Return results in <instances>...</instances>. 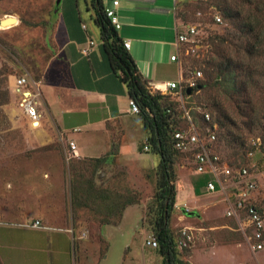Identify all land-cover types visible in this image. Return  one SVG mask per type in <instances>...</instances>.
I'll return each mask as SVG.
<instances>
[{
	"label": "rangeland",
	"instance_id": "1",
	"mask_svg": "<svg viewBox=\"0 0 264 264\" xmlns=\"http://www.w3.org/2000/svg\"><path fill=\"white\" fill-rule=\"evenodd\" d=\"M56 6V0H0V20L11 15L18 21L16 24L0 25V238L6 237L11 241L31 238V231L3 225L11 223L20 226L30 219L39 220L48 227L67 218L76 222L75 227H86L92 221L115 223L123 207L133 204L137 207L128 211L130 220L127 225L138 222L137 212L142 217L132 238V250L124 264H158V248L146 244L147 238H155L154 219L159 207L156 196L159 188V155L148 140L149 128H144L143 138L135 145L134 139L128 136L126 148L124 145L121 153L117 149L112 150L114 156L105 157L103 163L106 164L98 173L96 160L75 157L67 141L55 138L49 144H38L37 137L42 125L32 127L29 124L10 91L15 76L25 74L29 79H36L54 55L60 41ZM236 7L242 14L251 12L259 17L264 53V0H179L176 5L177 16L198 29L191 43L193 51L190 44L181 46L182 67L186 73L198 69L202 72V80L207 82V76L199 63L208 49L206 39L210 34L223 35L228 30L233 31L226 22L229 21L226 14L229 12L232 15ZM214 14L221 18L220 22L214 20ZM5 26L9 27L3 28ZM186 50L188 53H185ZM262 90L247 93L251 100L249 104L240 102L242 98H235L231 102L228 97L219 94L218 100L236 120L237 127L229 126V135L217 126L216 142L211 150L234 167L254 164L250 175L258 187L251 195V202L264 211L263 157L259 153L250 159L245 156L255 138L259 137L264 145V88ZM212 93L215 92L201 85L189 98L193 124L202 135L204 123L201 112L207 111L213 121L217 117ZM236 101L238 104L235 106ZM247 106L255 110L251 117L244 116L248 113ZM178 113L176 111L174 116ZM138 117L141 120V116ZM173 125L184 127L186 122L180 118ZM133 133L134 129L131 132L134 136ZM146 143L152 148L148 152L142 148ZM167 150L171 157L170 183L174 187L175 198L177 188L178 198L190 202L184 209L192 212L186 215L180 209L181 206H175L174 199L168 216L169 230L175 244L182 228L186 227L191 235L189 246L181 250L176 248L180 264H188L184 259L193 251L195 254L196 251L221 246L231 250L232 254L218 256L205 253L202 257L199 254L193 258L194 262L264 264V246L257 252L249 248L242 230L243 215L239 219L225 215L228 207L226 199L233 197L232 180L220 176L221 190L210 194L201 192L192 201L189 186L203 189L208 177L193 172L189 153L170 148ZM119 245L117 240L115 245L109 247L106 264H114ZM136 245L137 250L134 249ZM2 251L15 253L18 264H28L23 258L38 254L28 246L13 249L5 247Z\"/></svg>",
	"mask_w": 264,
	"mask_h": 264
},
{
	"label": "crops",
	"instance_id": "2",
	"mask_svg": "<svg viewBox=\"0 0 264 264\" xmlns=\"http://www.w3.org/2000/svg\"><path fill=\"white\" fill-rule=\"evenodd\" d=\"M178 1L118 0L116 14L120 28L116 30V36L129 41L126 50L147 85L176 81L182 71L181 46L185 44L177 42V35L185 30L188 23L176 14ZM56 4L60 41L46 67L34 79L38 81L39 88L36 97L40 114L38 126L42 125L38 144H49L55 138L72 142L75 146L73 155L96 160L99 173L106 164L103 163L105 157L114 156V149L121 153L128 136L134 139V145L143 138L144 124L138 117L139 113L129 111L130 97L126 84L121 80L120 71L112 67L89 0H58ZM102 4L110 6L111 0H102ZM89 40L93 41L90 47ZM85 47H89L88 54L80 52ZM173 54H178L177 61L170 60ZM133 129L134 136L131 134ZM144 145H148V151L152 149L149 143ZM100 158L103 160L99 162L97 159ZM189 189L192 201L201 192L210 194L205 190V184L203 189H194L191 185ZM175 199V206H181L182 210L183 206L190 205L185 198H178L177 188ZM133 207L137 205H126L115 223L92 221L86 227H75L76 222L71 218L51 227L41 222L45 228L31 227L29 224L35 219L20 226L3 223L7 227L31 231L32 236L21 241L0 238V264H18L15 253L2 249L19 246H28L38 252L36 256L23 258L28 264H106L108 249L117 240L120 245L116 248L114 264H124L142 217L137 212L138 222L127 225L130 220L128 211ZM134 249L137 250L138 245ZM205 253L218 256L232 254L225 246L209 247L196 251L197 256L193 251L184 260L188 264H196L193 258ZM160 262L158 254V264Z\"/></svg>",
	"mask_w": 264,
	"mask_h": 264
},
{
	"label": "trees",
	"instance_id": "3",
	"mask_svg": "<svg viewBox=\"0 0 264 264\" xmlns=\"http://www.w3.org/2000/svg\"><path fill=\"white\" fill-rule=\"evenodd\" d=\"M89 4L93 9L94 21L99 26L103 45L112 67L120 71L128 96L139 107L144 128L150 130L148 140L153 150L159 155V188L156 193L159 207L154 219V235L157 241L156 248L161 256L160 264H180L177 247L168 225L175 190L170 183L171 157L167 150L170 148L176 151L172 147L171 132L175 127L173 122L180 118L178 115L174 116L175 104L168 99L169 96L151 92L147 87V82L137 73L134 60L123 47L122 40L116 36V29L105 16L102 0H89ZM235 9L232 15L229 12L226 14L229 17V21L226 22L233 31L228 30L223 35L210 34L206 39L207 52L199 61L207 79L210 80V82L201 80L200 84L209 91L215 92L212 93V101L217 117L213 122L229 135L231 134L229 126L236 128L237 124L218 100L219 94L225 95L231 102L235 98L239 100L242 98L240 102L249 104L251 100L247 93L263 91L264 88V53L260 19L254 13L244 12L242 14L237 7ZM234 104L236 106L238 101ZM247 108L248 113L244 116L251 117L255 110L252 106H247ZM216 131L217 127L215 133ZM97 160L100 162L103 159Z\"/></svg>",
	"mask_w": 264,
	"mask_h": 264
},
{
	"label": "built area",
	"instance_id": "4",
	"mask_svg": "<svg viewBox=\"0 0 264 264\" xmlns=\"http://www.w3.org/2000/svg\"><path fill=\"white\" fill-rule=\"evenodd\" d=\"M118 0H111L110 6L104 7L105 16L108 18L111 25L118 30L120 28V22L116 14V6ZM213 18L216 22H220L221 18L214 14ZM84 27V25H82ZM198 33V29L193 24H187L184 31H181L177 35V42L182 44H190L194 41L195 35ZM93 41H88V46H92ZM122 45L125 49L129 47L128 40H122ZM89 47L82 48L80 52L82 54H88ZM188 53V50L185 51ZM170 60L177 61L178 54L170 56ZM202 72L198 69L189 70V74L182 68L181 73L176 81L162 82L159 84H148V89L153 93H159L162 95H168L171 101L175 104V111H178V116L186 122L184 127H174L171 132L172 147L177 152L189 153L191 156V165L193 172L198 175H207L208 179L205 183V190L209 193L216 192L223 188L219 181V177L230 178L232 180V195L231 198H227L228 207L225 215L227 217H233L239 219L240 215H243L242 230L247 239L249 248L252 252L261 250L264 246V211L261 207L251 202V195L257 190V183L252 180L250 175V169L254 165L253 163H247L240 167H234L223 160L222 157L211 150L213 143L216 142L215 129L216 123L213 122L210 114L203 110L201 112V119L204 123L202 135L200 131L193 124L190 107L191 102L189 98L197 91V85L202 80ZM187 88H193L191 94L186 93ZM38 81L29 79L25 74L17 75L12 80L10 91L15 96L16 104L21 113L28 119L29 124L32 127H38L40 123V114L36 106V97L38 96ZM129 111L131 113H139V107L133 99L128 101ZM167 111H169L167 109ZM74 144L69 142V150L74 154ZM143 149L148 151V145H144ZM259 153L263 157L264 161V145L259 137L255 138L248 150L246 151V158L250 159ZM184 207V206H183ZM185 214L188 213L186 209L182 210ZM31 227L45 228L39 220H33L30 224ZM181 236L176 241L177 249L181 250L187 247L192 242L191 235L187 232V228L184 227L180 230ZM146 244L152 247H157V241L155 238H149L146 240ZM243 264V263H240Z\"/></svg>",
	"mask_w": 264,
	"mask_h": 264
},
{
	"label": "water",
	"instance_id": "5",
	"mask_svg": "<svg viewBox=\"0 0 264 264\" xmlns=\"http://www.w3.org/2000/svg\"><path fill=\"white\" fill-rule=\"evenodd\" d=\"M56 2H58V0H56ZM13 22V18L11 17V16H7V17H5V18H3V19H1L0 20V25H5L6 23L8 24V23H12ZM196 88L197 89H200L201 88V85L199 84V85H197L196 86ZM193 88H187L186 89V93L187 94H191L192 92H193ZM188 214H192V212H188Z\"/></svg>",
	"mask_w": 264,
	"mask_h": 264
},
{
	"label": "bare ground",
	"instance_id": "6",
	"mask_svg": "<svg viewBox=\"0 0 264 264\" xmlns=\"http://www.w3.org/2000/svg\"><path fill=\"white\" fill-rule=\"evenodd\" d=\"M11 16V15H10ZM5 18V17H4ZM13 18V22H12V24H16V22H18V21H16V18L15 17H12ZM3 19V18H2ZM7 24V23H6ZM7 27H9V26H5V27H3V28H7Z\"/></svg>",
	"mask_w": 264,
	"mask_h": 264
}]
</instances>
